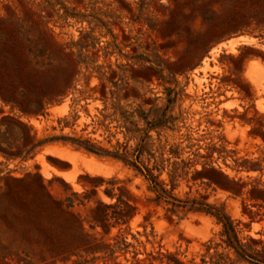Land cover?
I'll return each mask as SVG.
<instances>
[{"label": "rangeland", "instance_id": "obj_1", "mask_svg": "<svg viewBox=\"0 0 264 264\" xmlns=\"http://www.w3.org/2000/svg\"><path fill=\"white\" fill-rule=\"evenodd\" d=\"M0 151V264H264V0H0Z\"/></svg>", "mask_w": 264, "mask_h": 264}, {"label": "trees", "instance_id": "obj_2", "mask_svg": "<svg viewBox=\"0 0 264 264\" xmlns=\"http://www.w3.org/2000/svg\"><path fill=\"white\" fill-rule=\"evenodd\" d=\"M90 151H91V150H90ZM0 153H4V152H3V151H0ZM41 200H42L41 204H42V205L45 204V206H46V205H47V206H48V205H49V206H53L52 204H54L53 201H51V199H50L48 196H46V197H45V196H41ZM41 200H40V201H41ZM35 201L38 202V203H40L38 198H36Z\"/></svg>", "mask_w": 264, "mask_h": 264}]
</instances>
